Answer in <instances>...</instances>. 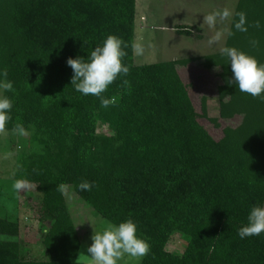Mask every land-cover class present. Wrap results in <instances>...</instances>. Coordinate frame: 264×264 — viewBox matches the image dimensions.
Wrapping results in <instances>:
<instances>
[{
	"label": "trees",
	"instance_id": "16d2710c",
	"mask_svg": "<svg viewBox=\"0 0 264 264\" xmlns=\"http://www.w3.org/2000/svg\"><path fill=\"white\" fill-rule=\"evenodd\" d=\"M238 12L247 32L234 28ZM136 15L137 0H0V70L13 82V91L0 87L13 103L1 131L26 129L14 178L41 195L48 256L28 261L20 225L0 217V264H83L61 184L108 222L134 220L150 249L141 264H264V234L238 236L251 207L264 203V99L227 83L231 67L220 53L135 65ZM229 32L225 46L264 64V0H237ZM109 35L128 45L130 72L102 94L113 101L103 107L75 90L67 60L87 58ZM200 61L220 69V119L242 117L219 141L198 122L207 118L205 99L200 116L178 73ZM83 181L90 191L79 188ZM176 234L187 240L182 255L168 251Z\"/></svg>",
	"mask_w": 264,
	"mask_h": 264
},
{
	"label": "rangeland",
	"instance_id": "374dc122",
	"mask_svg": "<svg viewBox=\"0 0 264 264\" xmlns=\"http://www.w3.org/2000/svg\"><path fill=\"white\" fill-rule=\"evenodd\" d=\"M236 5L237 0H137L135 65L202 59L219 53V47L226 45ZM225 9L232 13L230 17L219 20L214 28L204 24V16ZM178 26L185 27L191 35H178L176 31ZM218 30L224 33L223 39L219 44L210 45L208 41ZM178 73L187 86L192 104L200 116L202 101L205 99L207 118L201 117L198 122L214 140H221L225 129H235L241 125L242 117L220 119L218 96V89L221 86L220 69L207 70L200 61L192 62L186 67H178ZM215 119H219V127H215L211 122ZM26 139L25 135L0 130V217L20 225L18 240L26 259L44 262L48 259L43 246V235L47 228L42 227L40 223L41 195L34 186L19 193L13 187L18 159L24 151ZM64 197L81 239L78 261L91 264L90 254L87 252L92 244L91 238L94 231L102 230L108 221L80 199L72 186H66ZM186 245L187 240L184 236L176 234L168 245V251L182 255ZM145 256L141 258L125 256L120 264H141Z\"/></svg>",
	"mask_w": 264,
	"mask_h": 264
},
{
	"label": "clouds",
	"instance_id": "9594fccd",
	"mask_svg": "<svg viewBox=\"0 0 264 264\" xmlns=\"http://www.w3.org/2000/svg\"><path fill=\"white\" fill-rule=\"evenodd\" d=\"M232 13L225 9L222 12H213L204 16V24L209 28H214L219 20L230 17ZM238 22L234 23V28L240 32H247L246 14L238 12ZM255 26L259 28L260 22ZM228 35H232L231 32ZM224 33L216 31L208 41L210 45L219 44L223 39ZM258 42L253 41L255 46ZM128 45L118 36L109 35L101 45L95 47L87 58L76 57L69 58L67 64L73 70L72 86L75 90L84 96L92 95L100 99L101 106L108 107L113 101L105 98L102 94L107 91L119 77L127 76L130 68L123 60L127 56L125 49ZM134 50H135V46ZM219 53L227 58L231 67L232 76L227 80L231 86L235 84L239 91L249 94L253 97L264 99V64L257 59L235 47L220 46ZM8 73L6 70H0V87L7 91H13V82L6 80ZM125 85L128 84L124 80ZM12 100L0 95V130L5 128L8 121L11 120ZM19 135H26V129L23 124H17L12 130ZM14 189L19 193L30 187V182L25 179H18L14 182ZM93 183L83 181L80 183L81 190L90 191ZM66 186L61 184L57 186V191L63 193ZM264 234V203H257L252 206L247 223L240 227L238 236L245 239L252 236ZM92 244L87 252L90 254L91 264H120L125 256L132 258H141L149 252V244L138 234V225L132 220L120 222L119 224L105 222L100 231H94Z\"/></svg>",
	"mask_w": 264,
	"mask_h": 264
}]
</instances>
